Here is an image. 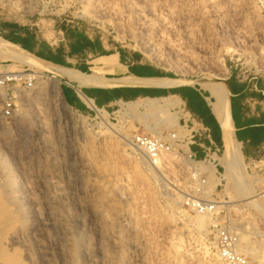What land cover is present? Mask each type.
<instances>
[{
  "label": "rangeland",
  "instance_id": "374dc122",
  "mask_svg": "<svg viewBox=\"0 0 264 264\" xmlns=\"http://www.w3.org/2000/svg\"><path fill=\"white\" fill-rule=\"evenodd\" d=\"M0 18L44 45L51 35L60 54L63 34L76 49L90 36L184 84L223 72L226 83L264 86V0H0ZM37 59L35 88L0 121V264H226L220 232L237 236L241 264H264V149L242 153L238 175L220 162L223 147L192 162L174 149L152 167L126 138L180 130L186 110L171 108L176 124L163 125L158 112L123 114L135 98L99 113L58 106L46 85L58 72ZM253 197L262 210L246 203Z\"/></svg>",
  "mask_w": 264,
  "mask_h": 264
},
{
  "label": "crops",
  "instance_id": "0c3cea01",
  "mask_svg": "<svg viewBox=\"0 0 264 264\" xmlns=\"http://www.w3.org/2000/svg\"><path fill=\"white\" fill-rule=\"evenodd\" d=\"M0 34L20 46L29 45L33 52H38L41 56L25 50L48 64L62 66L70 63V69L93 74V83L86 84H80L78 77L52 74L59 81L63 99L76 110L88 107L87 99L95 106L108 107L117 101L130 100L144 92L154 94L162 89L160 88L162 86L140 87V84L116 83L117 79L126 78L128 75L156 77L154 75L157 70L134 54L126 56L123 51L121 53L118 50L110 51L106 43L99 38L87 36L85 44L76 49L74 40L63 34L64 44L60 47L65 46L66 49L60 54L59 46L54 50L51 42L46 41L44 45L36 38L33 40L30 35L24 34L22 26L6 25L1 18ZM41 51H44V54ZM101 56L112 57L118 63L115 64L112 60L106 62L97 60ZM95 59L96 61H93ZM227 87L229 116L235 140L239 143L244 156H257L264 149V86L259 79L241 80L231 75L227 79ZM170 88L174 90V93L170 94L179 100V108L186 110L188 117L187 120L182 118L177 122L180 130L176 131H181L180 137L184 139L182 149L195 159H203L215 148L223 147L222 128L211 109L208 92L200 86L184 83Z\"/></svg>",
  "mask_w": 264,
  "mask_h": 264
},
{
  "label": "bare ground",
  "instance_id": "6f19581e",
  "mask_svg": "<svg viewBox=\"0 0 264 264\" xmlns=\"http://www.w3.org/2000/svg\"><path fill=\"white\" fill-rule=\"evenodd\" d=\"M45 40L48 42H52L53 39L50 35V36L45 37ZM115 57H116V55H115ZM0 58L9 59V60L15 61V62H21V63H24L25 65L31 66L35 69H41L43 67V65L38 61L37 57L33 56L32 54H30L26 50L21 49L17 44L9 42V41L3 39L2 37H0ZM96 59L93 61H96ZM97 60L102 61V62L112 60L113 63H115V64L118 63L116 61V59H112V57H106V56L105 57L101 56ZM49 66H51L50 68H53L55 71H57L60 74L65 75V76L78 77L80 84L93 83V80H92V78L94 77L93 74L92 75L91 74H84V73H81L77 70H73V69H70V68L65 67V66H57V65H49ZM101 71H102V69H101ZM94 74H96V73H94ZM97 74H99V73H97ZM47 78H48V80H47L48 83L46 84L47 85V91L50 93V95H52L54 97L55 102L57 103L58 106L66 107L63 104V101L61 100V97L59 95L58 87L54 82V76L49 75ZM115 82L116 83H122L123 82V83H129V84H140V85H147V86H162V87H171V86H174L176 84L181 83L177 79L169 78L166 76L135 77V76H129V75L126 78L117 79ZM199 86L208 91L209 97L211 98V100H210L211 109H212L213 113L215 114V116L217 117V119L221 125V128H222V140H223L224 146H223V154L221 157H219V160L224 165L227 174L236 175L238 173L239 169H241V167H243L242 166L243 165V163H242L243 154L240 150L239 143L235 140V137L233 135V127H232V123H231L230 116H229V91H228V88H227V85L225 82V74L223 72L217 73L216 79H214L213 81L208 82V83L200 84ZM86 102H87L88 106L91 107L92 109H94L97 113L104 112L102 109L97 108L92 103L91 100L87 99ZM173 107H176V108L179 107V100L176 99L171 94H167V95H163V96H157V97H148V96L138 97L137 99H135L133 101H128V102L122 103L123 114H126L128 116H134V113H140V114L141 113H150L153 115V113L158 112L161 116V118L159 117L158 120L163 125H168L169 124L168 122H170V121L171 122L173 121V123L176 124L177 120L174 121L170 117L165 118V116H164V113L168 112ZM108 127L112 131H115L114 129L111 128V126L108 125ZM188 160H190L192 162L191 159H188ZM149 163L151 164L152 167L155 165L150 161H149ZM241 172H243V169ZM239 176H240V174H239ZM233 177L235 178L236 176H233ZM235 181H237V180H235ZM250 196L251 195L245 193L243 198L244 199L250 198ZM253 198L249 199L250 201L247 200L246 203L248 205L254 206L255 208H257L259 210H262L263 207L262 208L259 207V203L257 201L258 199L255 200V198L254 199ZM261 202H263V201H261ZM263 212H264V210H263ZM201 222H202V220H201ZM236 249H239V248H236Z\"/></svg>",
  "mask_w": 264,
  "mask_h": 264
},
{
  "label": "built area",
  "instance_id": "2783aa9c",
  "mask_svg": "<svg viewBox=\"0 0 264 264\" xmlns=\"http://www.w3.org/2000/svg\"><path fill=\"white\" fill-rule=\"evenodd\" d=\"M0 66H2L0 67L1 121L11 119L17 114L22 95L35 88L36 81L40 75L28 67V65L11 69L10 63L2 62ZM126 140L131 148L137 150L147 162L150 161L153 164L159 163L174 149L175 152L186 157V159L195 160L190 153L182 149L181 144L184 142V139L175 130H169L164 134L158 133L156 135L150 134L149 132L136 131L126 138ZM218 151L219 149L215 148L211 153L216 154ZM207 202L199 199H187L186 201L187 205L199 211H206L211 207ZM236 239V235L227 232H220L218 234V240L222 244L219 253L226 264H241L243 262L231 250V244Z\"/></svg>",
  "mask_w": 264,
  "mask_h": 264
},
{
  "label": "trees",
  "instance_id": "16d2710c",
  "mask_svg": "<svg viewBox=\"0 0 264 264\" xmlns=\"http://www.w3.org/2000/svg\"><path fill=\"white\" fill-rule=\"evenodd\" d=\"M6 38V37H5ZM8 39V38H7ZM22 47L30 52H33L31 47L29 45H24L22 44ZM119 53H121V50H118ZM36 56H41L38 52H33ZM56 61V59H54ZM154 76H170L169 74H164L161 72L156 71ZM170 93H174V90L172 88H167V89H159L158 91H156L154 94H149V93H142V95H148V96H163V95H167Z\"/></svg>",
  "mask_w": 264,
  "mask_h": 264
},
{
  "label": "water",
  "instance_id": "95a60500",
  "mask_svg": "<svg viewBox=\"0 0 264 264\" xmlns=\"http://www.w3.org/2000/svg\"><path fill=\"white\" fill-rule=\"evenodd\" d=\"M3 38V37H2ZM4 39V38H3ZM5 40H7V39H5ZM9 41V40H8ZM9 42H12V41H9ZM13 43V42H12ZM15 44V43H14ZM21 49H23L20 45H18ZM23 50H25V49H23ZM28 52V51H27ZM226 85H227V83H226ZM140 87H149V86H142V85H140ZM152 87H160V86H152ZM160 88H170V87H160ZM228 88V87H227ZM146 96H148V95H139V96H137V97H135V99L136 98H138V97H146ZM148 97H157V96H148ZM61 98H62V101H63V104L66 106V107H68V108H72L69 104H67L66 103V101L63 99V96L61 95Z\"/></svg>",
  "mask_w": 264,
  "mask_h": 264
}]
</instances>
